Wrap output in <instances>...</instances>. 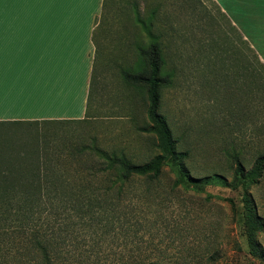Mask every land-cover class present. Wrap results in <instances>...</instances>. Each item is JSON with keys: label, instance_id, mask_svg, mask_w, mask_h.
<instances>
[{"label": "rangeland", "instance_id": "374dc122", "mask_svg": "<svg viewBox=\"0 0 264 264\" xmlns=\"http://www.w3.org/2000/svg\"><path fill=\"white\" fill-rule=\"evenodd\" d=\"M217 1L104 0L88 123H64L70 135H89L138 163L165 155L161 135L144 128L152 123L148 84L124 80L120 71L147 77L150 57L137 46L148 50L155 42L158 112L177 157L167 155L156 178H130L113 207L82 212L58 204L36 213L35 228L51 238L54 264H264V162L259 176L250 174L264 153V115L257 111L264 69L232 22L235 15ZM233 152L245 175L235 172ZM18 227L12 224L8 240L1 229L0 258L40 264Z\"/></svg>", "mask_w": 264, "mask_h": 264}, {"label": "trees", "instance_id": "16d2710c", "mask_svg": "<svg viewBox=\"0 0 264 264\" xmlns=\"http://www.w3.org/2000/svg\"><path fill=\"white\" fill-rule=\"evenodd\" d=\"M97 18L92 40L95 39L98 22L104 8ZM143 56H149V74L142 76L129 68H121V75L129 82L144 80L149 86L147 117L152 122L146 130L161 135V144L165 155L158 154L145 162L138 163L123 151L106 150L93 137L70 135L69 124L72 121L88 123L94 89L95 65L90 77L85 112L86 118L79 119H13L0 120V231L2 239H9L7 234L14 222L19 223L18 234H22L28 244L39 251L40 264H54L51 238L42 230L35 228V214L55 205H72L76 210L91 212L94 208L105 210L113 207L123 186L133 176L156 178L160 167L165 164V157H177L172 148L170 130L163 115L158 112L160 92L158 73L161 54L155 42L148 50L137 46ZM256 61L264 69L255 52ZM95 59V57H94ZM251 67L249 66L248 69ZM254 102L249 99V106ZM258 102V101H257ZM264 115V104L257 107ZM70 120V121H66ZM65 122V123H64ZM264 127V122H263ZM81 129L82 127L79 126ZM87 140H86V139ZM236 163L235 172L245 175L244 166L238 152L231 153ZM264 153L258 154L250 174L259 176L263 170ZM182 165L179 160L178 165ZM212 175L223 178L218 173ZM37 215V214H36ZM27 225V229L23 228ZM0 264H14L0 258ZM18 264H23L20 262ZM142 264H164L158 259H146Z\"/></svg>", "mask_w": 264, "mask_h": 264}, {"label": "crops", "instance_id": "0c3cea01", "mask_svg": "<svg viewBox=\"0 0 264 264\" xmlns=\"http://www.w3.org/2000/svg\"><path fill=\"white\" fill-rule=\"evenodd\" d=\"M223 3V12L232 19L235 15L232 22H239L240 33L264 63V0ZM102 4L47 0L23 7L3 0L0 120L80 118L95 57L92 34Z\"/></svg>", "mask_w": 264, "mask_h": 264}, {"label": "snow or ice", "instance_id": "6c2138e0", "mask_svg": "<svg viewBox=\"0 0 264 264\" xmlns=\"http://www.w3.org/2000/svg\"><path fill=\"white\" fill-rule=\"evenodd\" d=\"M43 2H47V0H14V3L20 6H23V7H27L33 4L43 3ZM2 3H3V0H0V4ZM2 30H3V21L2 19H0V36H2Z\"/></svg>", "mask_w": 264, "mask_h": 264}]
</instances>
